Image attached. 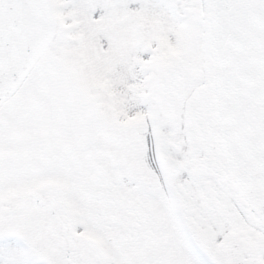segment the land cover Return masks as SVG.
I'll use <instances>...</instances> for the list:
<instances>
[{
	"label": "snow or ice",
	"instance_id": "snow-or-ice-1",
	"mask_svg": "<svg viewBox=\"0 0 264 264\" xmlns=\"http://www.w3.org/2000/svg\"><path fill=\"white\" fill-rule=\"evenodd\" d=\"M0 264H264V0H0Z\"/></svg>",
	"mask_w": 264,
	"mask_h": 264
}]
</instances>
